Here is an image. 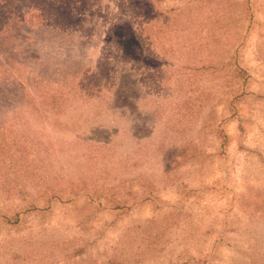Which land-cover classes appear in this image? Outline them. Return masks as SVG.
Returning a JSON list of instances; mask_svg holds the SVG:
<instances>
[{
	"label": "rangeland",
	"instance_id": "rangeland-1",
	"mask_svg": "<svg viewBox=\"0 0 264 264\" xmlns=\"http://www.w3.org/2000/svg\"><path fill=\"white\" fill-rule=\"evenodd\" d=\"M0 32V264H264V0H0Z\"/></svg>",
	"mask_w": 264,
	"mask_h": 264
},
{
	"label": "trees",
	"instance_id": "trees-1",
	"mask_svg": "<svg viewBox=\"0 0 264 264\" xmlns=\"http://www.w3.org/2000/svg\"><path fill=\"white\" fill-rule=\"evenodd\" d=\"M18 13L19 12L16 11L14 14H11L12 16H9V18H5L6 21H4L5 24L3 25V27H4L3 28V32L7 33L8 34L7 36L9 38L10 37L14 38V35H12L13 33L11 32V27L12 26L19 25L17 27V31L16 32H18L19 27L22 26L18 22V18L20 17V16L18 17ZM1 33L2 32H0V46H1V44L4 45V43H3V38L4 37H3V35ZM242 74H243V72H242ZM18 99H19V97H18ZM19 101H23V99L21 98V99H19ZM30 102H32V97L31 98L29 97V99H27L26 96H25L24 97V101L20 105H23L24 107H26V106L30 107L31 106ZM48 105L51 106L52 104L49 103ZM33 106H34V104H33ZM231 109H233V106H231ZM219 133L220 134L218 136L221 137L224 140V138H223L224 134H223L222 130L219 129ZM32 209H35V206L33 204L30 207V209H27V210H32ZM20 218H21V216H20L19 213H14V214H11V215H5V214H1L0 215V219H1L2 223H4L8 227L16 226L20 222Z\"/></svg>",
	"mask_w": 264,
	"mask_h": 264
}]
</instances>
